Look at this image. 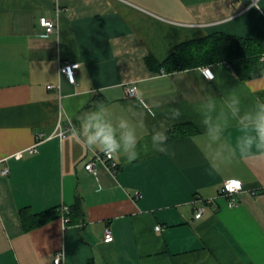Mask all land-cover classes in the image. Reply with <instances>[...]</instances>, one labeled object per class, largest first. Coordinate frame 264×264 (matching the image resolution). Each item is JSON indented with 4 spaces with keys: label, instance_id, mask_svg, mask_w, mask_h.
I'll return each mask as SVG.
<instances>
[{
    "label": "crops",
    "instance_id": "1",
    "mask_svg": "<svg viewBox=\"0 0 264 264\" xmlns=\"http://www.w3.org/2000/svg\"><path fill=\"white\" fill-rule=\"evenodd\" d=\"M252 3L0 0V264H56L62 248L65 264H264V160L233 157L244 133L227 107L229 92L240 115L264 103V75L242 79L227 62L203 65L213 79L203 66L159 69L177 44L216 32L252 39L264 54V0H256L259 10ZM57 5L58 30L46 34L39 19L54 17ZM65 62L80 64L75 83L60 73ZM209 97L212 115L229 117L215 141L201 123ZM98 104L113 124L127 119L141 143L135 161L115 156V173L105 165L97 174L87 170L95 151L76 136ZM59 124L71 134H57ZM182 124L188 132L172 135ZM162 126L168 150L155 152L150 137ZM227 179L244 183L234 206L221 194ZM24 210L51 213L28 229Z\"/></svg>",
    "mask_w": 264,
    "mask_h": 264
},
{
    "label": "clouds",
    "instance_id": "2",
    "mask_svg": "<svg viewBox=\"0 0 264 264\" xmlns=\"http://www.w3.org/2000/svg\"><path fill=\"white\" fill-rule=\"evenodd\" d=\"M251 6L260 9L256 6V0H253ZM228 96L227 107L232 118L238 117V124L244 133L237 139L233 157L239 156L245 160H264V103L258 102L254 110L245 111L243 115H240L239 99L233 92H229ZM206 109L201 123L205 126L209 138L215 141L220 139L224 129L228 126L229 117L224 112L216 116L212 115L216 110L213 97L208 98ZM171 111L174 120L180 118L179 108H172ZM168 130L169 128L163 126L160 131L153 130L150 139L155 152L168 150ZM76 136L86 149L98 150L108 157L122 155L128 162H132L141 154V143L136 128L122 117L116 124H113L103 104H98L94 110L84 116L80 122V128L76 129ZM230 161L231 159L224 163L228 164Z\"/></svg>",
    "mask_w": 264,
    "mask_h": 264
},
{
    "label": "trees",
    "instance_id": "3",
    "mask_svg": "<svg viewBox=\"0 0 264 264\" xmlns=\"http://www.w3.org/2000/svg\"><path fill=\"white\" fill-rule=\"evenodd\" d=\"M150 65L155 64L149 59ZM218 62H227L242 79H251L264 75V54L259 45L252 39L225 33H212L202 38L191 39L176 45L174 51L162 62L159 69L173 72L191 67L203 66ZM189 125L182 124L170 130L172 135L176 132H188ZM80 199L76 201L75 208L81 209ZM60 210V209H59ZM59 210L52 209L56 214ZM48 212L34 213L23 211L22 218L28 229L39 226L48 218ZM50 212V213H51ZM72 220V210H70ZM88 264H94L89 261Z\"/></svg>",
    "mask_w": 264,
    "mask_h": 264
},
{
    "label": "built area",
    "instance_id": "4",
    "mask_svg": "<svg viewBox=\"0 0 264 264\" xmlns=\"http://www.w3.org/2000/svg\"><path fill=\"white\" fill-rule=\"evenodd\" d=\"M62 7L60 5H57L55 8V16L50 17V16H41L39 19V23L41 27L44 29L43 31L46 34H51L55 31L58 30L59 27V17L61 15ZM79 63L77 62H65L61 63L59 70L60 73L65 74L68 79L75 83L76 82V70L79 67ZM202 73L209 79H213L215 74L213 70L211 69L210 66H203L202 68ZM49 87H54V85H49ZM127 92L129 95H135L137 93V88L135 86H129L127 89ZM73 128H67L63 129L61 124L58 126V132L60 136H65L68 131H72ZM40 135L38 136V141L29 147V152L30 153H35L38 151V144L40 143ZM100 165H105L108 167L113 173L117 171L118 167V161L116 160L115 156L113 157H108L105 156L103 153L99 151H95L93 156L87 161L85 168L95 174L98 173V169ZM9 169L4 168L2 173L6 174L8 173ZM238 183L239 187H230V185ZM244 190V183L241 179H227L223 182L222 187H221V194L225 195L228 200V204L230 206H234L238 203L237 195ZM200 200V198L195 197L194 199V204L197 203V201ZM206 209L205 203H202L199 206H196L195 208V217L200 218L204 214ZM62 216L64 218V221L66 224L70 221L69 213H70V207L69 206H63L62 207ZM157 230L162 229V225L158 224L156 225ZM105 241H112L114 239V235L109 227L105 228V236H104ZM54 261L56 264H65V251L64 249H59L55 255Z\"/></svg>",
    "mask_w": 264,
    "mask_h": 264
},
{
    "label": "snow or ice",
    "instance_id": "5",
    "mask_svg": "<svg viewBox=\"0 0 264 264\" xmlns=\"http://www.w3.org/2000/svg\"><path fill=\"white\" fill-rule=\"evenodd\" d=\"M230 187H233V188L239 187V184L238 183H234V184L230 185Z\"/></svg>",
    "mask_w": 264,
    "mask_h": 264
}]
</instances>
